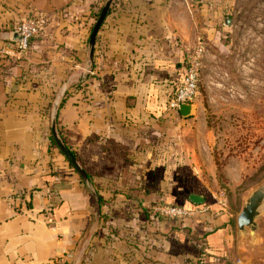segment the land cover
<instances>
[{
	"label": "crops",
	"instance_id": "obj_1",
	"mask_svg": "<svg viewBox=\"0 0 264 264\" xmlns=\"http://www.w3.org/2000/svg\"><path fill=\"white\" fill-rule=\"evenodd\" d=\"M102 1L0 0V43L25 16L43 19L22 58H0V264H236L225 208L193 207L184 221L149 209L208 198L177 141L187 116L166 104L184 45L217 12L201 17L204 0H111L89 62ZM65 81L55 126L99 201L51 141Z\"/></svg>",
	"mask_w": 264,
	"mask_h": 264
},
{
	"label": "rangeland",
	"instance_id": "obj_2",
	"mask_svg": "<svg viewBox=\"0 0 264 264\" xmlns=\"http://www.w3.org/2000/svg\"><path fill=\"white\" fill-rule=\"evenodd\" d=\"M200 3L201 17L210 10L217 14L213 30L205 32L199 22L195 28L205 36V51L192 113L178 125L177 141L182 157L204 176L201 188L208 201L230 213L231 260L264 264V220L253 249L235 242L241 197L264 176V0ZM223 15L230 24L222 23Z\"/></svg>",
	"mask_w": 264,
	"mask_h": 264
},
{
	"label": "water",
	"instance_id": "obj_3",
	"mask_svg": "<svg viewBox=\"0 0 264 264\" xmlns=\"http://www.w3.org/2000/svg\"><path fill=\"white\" fill-rule=\"evenodd\" d=\"M111 0H103L100 8L97 12V15L90 27L87 44H88V59L91 61L93 43L95 39L96 31L102 22L104 15L108 9L109 3ZM230 17L225 16L222 22L226 25L230 24ZM14 37L9 40H15L17 38V32L14 30ZM88 70L90 66L88 65ZM68 81H65L59 90L58 97L53 101L52 108L50 112V132L54 143L58 150L64 155L67 161L73 166L76 170L84 184L86 185L89 192L93 195L95 201L98 200L96 192L84 173L82 167L78 164L72 152L68 149V147L64 144L62 139L60 138L56 126H55V117L56 110L60 102V98L67 86ZM194 104V103H193ZM192 103H182L178 105V111L182 116H189L192 113L193 109ZM188 199L193 203H200L204 200L202 194L199 193H189ZM262 220H264V176L263 178L250 187L246 193L242 195L240 200V206L238 211L235 214V232H236V240L239 245L244 247V244L248 249H253L255 244L259 238V234L262 231Z\"/></svg>",
	"mask_w": 264,
	"mask_h": 264
},
{
	"label": "built area",
	"instance_id": "obj_4",
	"mask_svg": "<svg viewBox=\"0 0 264 264\" xmlns=\"http://www.w3.org/2000/svg\"><path fill=\"white\" fill-rule=\"evenodd\" d=\"M42 16L38 13L30 14L20 19L15 25L17 38L0 43V58H13L26 53L31 36L37 34L42 27ZM205 40L200 34L195 35L191 42L184 45L181 57V76L167 99V107L178 112V105L194 103L198 92L200 70L205 51ZM151 214L164 217L182 218L190 215L196 208H186L165 202H155L149 207Z\"/></svg>",
	"mask_w": 264,
	"mask_h": 264
},
{
	"label": "trees",
	"instance_id": "obj_5",
	"mask_svg": "<svg viewBox=\"0 0 264 264\" xmlns=\"http://www.w3.org/2000/svg\"><path fill=\"white\" fill-rule=\"evenodd\" d=\"M98 12V11H97ZM97 12H95L94 13V16L96 17V15H97ZM38 34V33H37ZM37 34H35V35H37ZM35 35H33V36H35ZM33 36H31L30 37V39H29V42H28V46H29V44H30V40L33 38ZM28 51V48H27V50H26V52ZM25 55V54H24ZM24 55H22V56H18V57H13V58H9L8 60H13V59H19V58H22ZM179 69H180V73H181V62L179 61ZM79 84V83H78ZM76 86H77V84H76ZM176 113H178V112H176ZM51 141H52V143H53V139H51ZM99 201V200H98ZM189 201V200H188ZM157 202H165L164 200H158ZM165 203H167V202H165ZM189 203H191L190 201H189ZM207 203H209V208L210 209H216V208H223V206H221L220 204H218V203H216V202H214V201H212V202H209L208 201V198H207V200H205V201H203L202 203H198V204H193V205H191V206H184V205H182V204H180V203H172V204H174V205H182L183 207H186V208H193V207H196V208H200V207H202V206H204L205 204H207ZM171 204V203H170ZM192 204V203H191ZM151 216H153V217H164V216H161V215H157V214H150ZM194 215V214H193ZM192 217H194V216H192V214H190V215H186V216H184V217H182V218H175V217H166V218H173V219H177V220H179V221H184V220H186V219H190V218H192Z\"/></svg>",
	"mask_w": 264,
	"mask_h": 264
}]
</instances>
